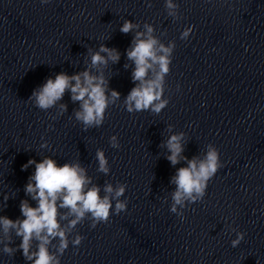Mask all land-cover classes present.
I'll list each match as a JSON object with an SVG mask.
<instances>
[{
    "label": "clouds",
    "instance_id": "1",
    "mask_svg": "<svg viewBox=\"0 0 264 264\" xmlns=\"http://www.w3.org/2000/svg\"><path fill=\"white\" fill-rule=\"evenodd\" d=\"M40 3L46 5L50 0H40ZM147 6L151 7V3ZM164 8L174 21L180 19L179 4L175 0H165ZM119 31L133 34L123 67L125 70L131 67L134 87L123 98L122 107L130 114L148 111L159 115L170 102L165 96L166 77L171 72L176 43L174 40L164 43L156 35L154 25L148 22H143L141 26L139 22L125 19ZM193 31L194 26L185 27L180 39L187 40ZM120 59V51L105 43L96 50L89 47L82 71L72 75L61 71L54 78H46L41 86L33 90L28 101L42 111L56 108L57 114L63 115L68 111V105L62 101L69 93L71 102L78 104L73 109V116L82 125V130L87 132L91 128H99L110 115L109 107L121 100L120 92L110 88L111 78L105 75L109 64L115 65ZM179 88L177 85L178 91ZM173 129L174 125H167L169 135L158 147L165 150L163 157L172 167L184 162L185 166L176 168L169 181L175 186L169 193V211L183 221L184 209L203 201L209 182L223 163L219 149L211 143L206 145L202 154L189 159L184 155L186 133L174 132ZM41 139L43 142L39 147L51 151L47 140ZM109 143L113 148L120 147L116 135L110 137ZM95 159L98 162L97 171L108 175L110 166L103 149L96 150ZM30 166H34V171L28 177L24 191L35 201V206L28 199H23L19 205L23 218L13 220L0 215V245H3L0 251L10 257L22 250L28 264H61V257L69 245L78 248L85 239L78 232L74 237L71 235L78 224L89 220L90 227L94 229L98 224L110 223L113 214L127 211L128 201L121 199L127 184L117 182L113 185L106 181L101 186L94 183L79 160L59 164L56 159L43 156L39 162L29 159L21 170L26 171ZM8 199L5 194L4 207ZM162 202L168 203V197H164ZM231 232L236 236L231 240V246L236 248L246 233L236 228H231ZM13 234L21 241L16 246H12L15 243Z\"/></svg>",
    "mask_w": 264,
    "mask_h": 264
}]
</instances>
